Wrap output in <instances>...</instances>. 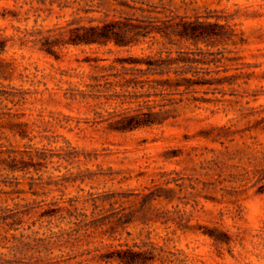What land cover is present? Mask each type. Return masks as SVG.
I'll list each match as a JSON object with an SVG mask.
<instances>
[{
	"label": "rangeland",
	"instance_id": "obj_1",
	"mask_svg": "<svg viewBox=\"0 0 264 264\" xmlns=\"http://www.w3.org/2000/svg\"><path fill=\"white\" fill-rule=\"evenodd\" d=\"M197 16L234 35L70 43ZM158 58L181 72L144 75ZM136 245L151 264H264V0H0V264H118Z\"/></svg>",
	"mask_w": 264,
	"mask_h": 264
},
{
	"label": "trees",
	"instance_id": "obj_2",
	"mask_svg": "<svg viewBox=\"0 0 264 264\" xmlns=\"http://www.w3.org/2000/svg\"><path fill=\"white\" fill-rule=\"evenodd\" d=\"M201 19V16H197L196 21H186L182 24L168 25L169 27L162 29L151 19H142L140 20L141 24L134 25L131 23L133 18H125L127 21H111L89 27L78 28L72 32L70 43L78 45L107 44L115 42L120 46H131L139 44L142 38H147L154 33L162 34L165 38L177 36L180 39L192 40L199 43L205 42L210 38L229 40V38L234 35L232 34L233 30H231L230 36L226 35V32L230 28L229 25L220 24L218 22H205ZM179 62L181 61L178 59H149L146 63L148 64V70L150 71L144 73V75H170L172 73L181 72L172 69V66ZM183 80L184 79H179L174 85H172L171 79H166L163 83L171 84L169 86L180 87L184 85L181 83ZM154 122L155 119H153L152 114L144 117L141 115H133L128 120H125L121 127H116V129L132 130L151 125ZM135 247H137L138 250L133 247L120 249L115 254L108 257V259L117 262L118 264H151L155 261L156 255L153 250L156 249V247L154 245H152V250L144 249V247L138 245Z\"/></svg>",
	"mask_w": 264,
	"mask_h": 264
}]
</instances>
